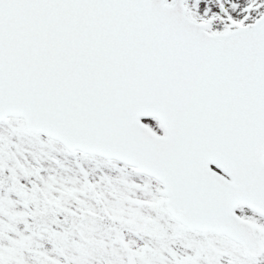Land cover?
Here are the masks:
<instances>
[{
	"label": "snow or ice",
	"instance_id": "6c2138e0",
	"mask_svg": "<svg viewBox=\"0 0 264 264\" xmlns=\"http://www.w3.org/2000/svg\"><path fill=\"white\" fill-rule=\"evenodd\" d=\"M0 264H264V0H0Z\"/></svg>",
	"mask_w": 264,
	"mask_h": 264
}]
</instances>
